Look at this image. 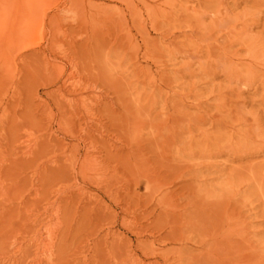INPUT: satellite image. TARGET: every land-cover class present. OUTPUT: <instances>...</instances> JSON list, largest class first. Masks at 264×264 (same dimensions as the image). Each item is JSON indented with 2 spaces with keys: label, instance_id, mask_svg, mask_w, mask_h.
<instances>
[{
  "label": "rangeland",
  "instance_id": "obj_1",
  "mask_svg": "<svg viewBox=\"0 0 264 264\" xmlns=\"http://www.w3.org/2000/svg\"><path fill=\"white\" fill-rule=\"evenodd\" d=\"M0 264H264V0H0Z\"/></svg>",
  "mask_w": 264,
  "mask_h": 264
},
{
  "label": "bare ground",
  "instance_id": "obj_2",
  "mask_svg": "<svg viewBox=\"0 0 264 264\" xmlns=\"http://www.w3.org/2000/svg\"><path fill=\"white\" fill-rule=\"evenodd\" d=\"M23 31V30H22ZM27 32V31H26Z\"/></svg>",
  "mask_w": 264,
  "mask_h": 264
}]
</instances>
